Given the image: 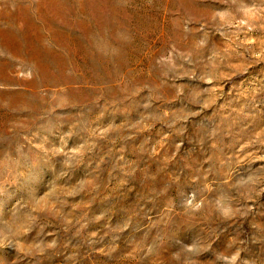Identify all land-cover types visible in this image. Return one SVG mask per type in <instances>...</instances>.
Here are the masks:
<instances>
[{
  "label": "rangeland",
  "instance_id": "374dc122",
  "mask_svg": "<svg viewBox=\"0 0 264 264\" xmlns=\"http://www.w3.org/2000/svg\"><path fill=\"white\" fill-rule=\"evenodd\" d=\"M0 264H264V0H0Z\"/></svg>",
  "mask_w": 264,
  "mask_h": 264
}]
</instances>
